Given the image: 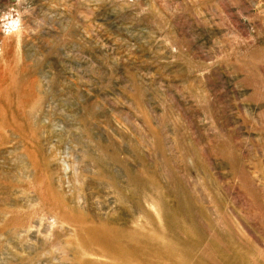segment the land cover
<instances>
[{
	"label": "rangeland",
	"instance_id": "374dc122",
	"mask_svg": "<svg viewBox=\"0 0 264 264\" xmlns=\"http://www.w3.org/2000/svg\"><path fill=\"white\" fill-rule=\"evenodd\" d=\"M0 264H264V0H0Z\"/></svg>",
	"mask_w": 264,
	"mask_h": 264
}]
</instances>
